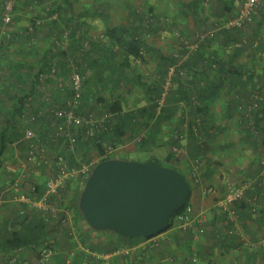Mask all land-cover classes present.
Returning <instances> with one entry per match:
<instances>
[{
  "label": "crops",
  "instance_id": "0c3cea01",
  "mask_svg": "<svg viewBox=\"0 0 264 264\" xmlns=\"http://www.w3.org/2000/svg\"><path fill=\"white\" fill-rule=\"evenodd\" d=\"M34 1L36 6L23 11L29 0H17L13 30L16 28L23 30L30 22L35 21L34 17L38 14L44 15L62 2V0H56L57 2L51 0L55 2L51 4L50 0ZM146 1L150 2L147 4L154 8L158 19L163 21L156 27L158 28L155 31L156 36H150L155 39L153 41L156 47L163 52L166 53L168 50L169 53L180 58L184 55L185 47L198 44L197 48L203 49L204 58L212 59L216 56V60L228 62V55L224 51L241 47L243 52L241 51L237 56L238 65L247 64L251 69L255 67L253 61L255 57L251 55L252 53H256L264 64V0L251 22L241 30L225 29L222 26V21L235 17L240 0H156L155 5L152 0ZM84 4L81 7H84ZM76 5L75 0L74 7ZM80 8H76L77 13L81 12ZM47 21L42 20L41 24H37L32 34L33 47L17 39L0 52V138L4 140L0 156V195L4 199L0 205V264H7L9 254L18 259L36 257L42 247L41 240L46 238L54 240L57 250L52 264H67L68 256L71 260L70 264H166V261L169 264H259L258 258L251 257L250 252L257 250V243L264 240V219L257 217L251 222L242 219L232 225L225 215L217 214L213 210V195L205 193V189L209 186H216L220 190L226 182L254 177V180L258 181V193L264 209V176H261L263 172L262 170L259 172V166L255 161L259 159L260 154H256L253 148L246 144L247 141L242 135L235 130L242 127V118L237 111L238 98L229 97L227 88L215 87L218 85L215 80L216 75L203 66V61H196V58L201 59L199 56L201 52H196L197 55L199 54L197 57L196 54L193 55L191 65L193 68L188 71L189 79L196 89L194 92L193 89L186 92V95L191 97V106L188 107V103L183 98L185 92L178 94V86L174 84L172 90L163 93L156 115L147 122L141 119L137 125H132L125 118L130 116L131 112L144 111L149 107L143 91L135 86V75H128L127 81H122L117 89H112L110 84L111 79L116 81V76L111 78V75H96L93 87L94 91H102L101 94L107 97L113 90L115 95L122 97V118L108 113L109 136L104 140L107 141L106 146L115 149L114 157L131 160L132 158L129 157L131 154L145 151L148 160L156 158L163 165L182 173L190 181L194 175L199 179L198 183L191 181V196L188 202L193 206L196 215L205 216L204 234H199L196 228L182 229L177 233L167 230L161 233L160 246L155 251L149 252L148 249L140 247L143 239L125 241L110 231L95 232L88 227L83 218L78 217L71 200L85 179L80 174L74 176H81L80 181L78 180L79 186L76 185L77 180L73 181V177L60 195L51 198L57 216L49 214L50 216H47L49 224L47 223L42 229L41 219L44 221L49 212L42 211L32 203L14 201L19 193L29 194L31 187L36 184L38 187L45 186L48 178L54 174L51 161L45 164L37 163L34 166L28 163L26 167L31 133L39 130V135L36 136L48 145L51 154L70 155L64 152L60 141L54 144L55 142L48 139V135L55 128L54 123L47 118L44 119L42 114L39 117L34 116L41 104L47 106L48 99L53 101L52 96L55 91L52 88L51 92H46L43 100V94H33L31 89L32 78L38 73V66L49 48V45H45L51 35L48 33H52L56 28L55 26L52 30L53 26ZM39 25L46 26L38 27ZM93 28L100 32L103 26H99L98 21H95ZM197 41L199 42L196 43ZM185 58L186 55L183 56L184 60ZM95 71L87 69V75H93ZM257 72L261 73L260 70ZM63 78L58 79V85L60 82L64 87ZM234 81L240 83L242 79L235 78ZM123 82L127 84L124 85ZM240 85L241 87L236 88L239 91L237 96L248 99L249 93L246 87L243 88L244 83ZM21 97H26V101L29 102V108L27 110L24 108L27 120L13 122L11 116L16 110V100ZM238 105H240L239 101ZM98 107L96 103L90 102L84 106L83 116L90 117L93 114L96 116L94 118L103 116L102 108ZM32 116L35 117L34 121ZM190 126L198 142L188 138V132L185 131ZM99 132L101 131H94L95 136L92 139L101 134ZM175 139L177 144H174ZM3 140L0 139L1 144ZM201 144L205 146V151L200 150ZM171 149L173 154H168ZM262 151L264 152V147ZM94 153L91 161L103 157H100L97 151ZM73 155L78 161L79 152L77 151V154L74 152ZM263 162L264 155L261 163ZM17 176L22 184L19 190L17 189L19 193L16 194L11 182L12 178ZM66 193L69 194H67L68 199ZM61 217H63L61 220L65 221L62 224ZM120 247L132 249L130 259L120 256H111L107 259L93 257L94 253L110 255ZM167 250L171 252L164 255ZM171 259L174 261L171 262Z\"/></svg>",
  "mask_w": 264,
  "mask_h": 264
},
{
  "label": "trees",
  "instance_id": "16d2710c",
  "mask_svg": "<svg viewBox=\"0 0 264 264\" xmlns=\"http://www.w3.org/2000/svg\"><path fill=\"white\" fill-rule=\"evenodd\" d=\"M121 1L123 3V12L121 19L116 22H111L110 15L112 14V9L115 8V4L113 5L109 1H95L94 3L92 1L89 3V6L81 7V12L77 13L76 7H74L75 0H62L63 4L61 2L50 12H47L44 15L38 14L36 16L37 18H40L42 20H48L47 22L53 26L51 27L52 30L55 26V29H57V27L58 29L56 32L53 31L52 33H48L51 34L49 36V48L46 51V54H44L40 65L38 66V73L35 74V78H32L31 82V89L33 90V94H43L44 100L46 92H51V89L53 88V90H55L52 96L53 101L48 99L47 103L50 102L51 104L63 106L66 99L71 96L72 92L65 86L66 83H63L64 87H60L58 85V79L63 77L67 79L66 77L72 72V69L75 68L83 79L81 93L82 100L77 113L79 115H84V106L88 105L90 102H94L97 104V106H99L98 108H102L101 112H103L104 114L109 113L115 115L117 118H122V97L120 95H115V90H113L112 92L110 91L108 97L105 94H101L102 91H94L95 88L93 86L95 84V76L111 75V78L116 76V81L114 82L113 79H111L112 81L110 80V84H112V89H117L119 88V84H121L122 81H127L129 77L128 75H135V86L143 91L146 104H148L149 106L148 108H145L144 111L139 110L136 112H131L130 116H125L129 124L137 125V122H139L141 119H144L147 122L156 115V111L159 108V101L163 99V93L165 92L167 79L170 78L169 75H172L171 80L173 84H176L178 86L177 93L180 94L181 92L184 94L185 92V96H183V98L188 103V107L191 106V97L187 96L186 92L189 89H193L194 92L196 89L194 83L189 79L188 71L189 69L191 70V68H193L191 67L193 63V55H195L196 52H201V55L198 54L199 56H201V59L196 58V61H203V66L207 69L209 68V70H212L214 75H216L215 80L218 82V85H216L215 87H224L225 89L227 88V94L229 95V97H233L234 99L238 98L240 105H238V101L236 100L237 111L240 113L242 118V127L237 128V130L241 132L243 139L247 141L246 144L249 147L253 148L256 154H260L259 159L257 158L255 161L259 166V172L262 170L263 173L261 176L263 177L264 164H262L261 162L264 155V152L262 151L264 147V101L260 102L258 109L252 113V117L254 120L253 132L252 127L248 125V117L245 112V107H247V105L251 102V99L249 97L248 99L239 98L237 96L239 91L236 90V88L241 87L240 83H244V86H247V78L251 80L255 77L256 74L248 66L238 65L236 63L237 56H239L242 51L241 47L233 49L231 51H224L225 54L228 55V62L216 60V56L212 59L204 58L203 49L201 48H197L196 51L190 53V50L185 47L184 54L188 55V57L185 60L183 59V55L181 56L182 58H177L173 53H169L168 50L166 53L163 52L160 48L156 47V43L155 41H153L155 39L152 37L153 35L156 36L155 31L156 29H158L156 27L163 21H161V19H158V15L156 14L154 8L150 4H147L150 2L146 0H140V3L138 4L137 2H135V0L134 2L132 0ZM153 1L155 0L151 1L155 5ZM2 4L3 0H0V14L2 11ZM34 5L35 1L29 0V3L26 5V7L28 6L29 8H31ZM74 9L76 13L74 12ZM55 14H57L56 19H52ZM95 21H100L103 26L102 30L98 34H96V31L93 28V22ZM37 24L38 21H32L22 31L18 33H12V41L4 43L1 50L13 44L17 39L22 40L24 41V43H26V45L33 47L34 41L32 34L37 28ZM40 26L46 25H39L38 27ZM66 32L68 39L66 45H64L63 37ZM151 35L152 37H150ZM176 36H178L177 33ZM97 54H99L98 58ZM198 55L196 54V57ZM251 55L255 57V59L253 60L255 64L260 63V60L258 59L256 53H252ZM196 65L197 63H195V66ZM87 69L96 71L93 75L88 76ZM260 71V76L262 78L261 82L264 85V66L260 68ZM235 78H241L242 81L240 83H235ZM123 83L124 85L127 84L126 82ZM165 97H167V95ZM193 97L195 98V96ZM40 106L41 107H39V110L34 113L36 114L34 116L39 117L42 114V117H44V119L47 118L49 121H52L55 126L58 121L55 118L51 117L46 109H42L46 108L45 105L41 104ZM238 106L240 108H238ZM24 108L26 110L29 108V102L26 101V97H21L16 100V110L11 116V120L13 122L18 120L24 122V119L27 120V115H24V112L26 113V110H24ZM8 123H10V121ZM185 132H188V138H191L192 140L198 142L192 132L191 126L188 127ZM99 133L101 134H98L96 138L92 139L95 136L94 134L92 137H90L91 139L87 138L85 140L83 134L79 131L76 151L79 152L80 158L78 159V161H76L75 155L71 153H69V156H66V159L68 160L71 168H80L81 164L89 161L94 156V152L96 151L100 157L103 156L99 159V162L105 159L104 152L109 146H106L107 141L104 140L107 138V136H109V134L107 131H101ZM174 133H176V131ZM180 135L182 137V134L179 133V136ZM0 139L3 140L2 137ZM174 141L173 143L177 144V140L175 139ZM103 142L105 145H103ZM2 143L3 144L0 143V156L2 154V145L4 146V140L2 141ZM59 143H61V141ZM90 144L92 145L91 147ZM199 146L200 150L205 151V146H203L202 144ZM199 157L200 155H198L197 158ZM112 158L117 157L113 156ZM152 160H155L160 165L164 166L163 163H161L156 158H152ZM35 162L36 163H33V166L37 163L41 164L40 162ZM25 163H27V155ZM27 175L29 174L27 173ZM18 178V176L12 178L11 182L12 187H14V182L16 181V179L19 182V186L15 188L16 190H14L16 194L19 193L18 190L22 184V182L20 183V179ZM21 179L23 181H27V179ZM185 179L188 181L190 186L191 181L195 183L193 177H191V181L186 177ZM249 179L254 180L255 178H241L239 179V181H245ZM85 180L86 179L83 180L82 186H84ZM255 183L258 198L256 203V211L254 212L252 210V207H250V205L246 201L235 202L233 208L236 215V221H229L226 218L232 225L234 223L237 224L239 221H242V219L250 222L257 217L264 219V209L261 205L260 194L258 193V181L256 180ZM226 185L227 182L221 187L220 190L216 186H209L216 191V195H213L212 198L213 205L217 200L221 199L225 195ZM35 186L38 196L40 197L44 192V185L38 187V184H36ZM82 188L83 187H80L75 192V194H73V200L76 201V203H73V205L75 207L76 214L81 219L82 216L78 210V199ZM29 194H31V191ZM67 194L68 193L65 194L66 198H68ZM209 195L212 196V194ZM213 210L217 214L226 216L225 212H222L217 208H214ZM47 216L50 215L47 214L45 217ZM62 218L63 217H61L60 220ZM172 219L173 216L171 217V221ZM46 226L47 223L45 222V219L44 221L43 219H41V229L42 227ZM250 254L254 259L258 258L260 263L264 262L263 246H258L257 250H253L252 252H250Z\"/></svg>",
  "mask_w": 264,
  "mask_h": 264
},
{
  "label": "built area",
  "instance_id": "2783aa9c",
  "mask_svg": "<svg viewBox=\"0 0 264 264\" xmlns=\"http://www.w3.org/2000/svg\"><path fill=\"white\" fill-rule=\"evenodd\" d=\"M16 0H3L2 11L0 14V52L4 43L12 41V33L9 30V26L13 19V11ZM262 0H242L241 7L237 12L236 16L232 19L222 21V26L225 29H243L252 20L253 15L262 5ZM53 18H55L53 16ZM197 49V45H193L191 50L194 52ZM82 76L77 71H73L70 75L66 87L72 92L71 96L68 97L63 106L47 103L46 111L49 115L55 118L58 122L52 133L48 135V139L51 142L61 141L63 144L64 152L74 154L77 148V141L79 137V131L83 134L84 138H88L93 135L94 131H107V122L109 120V114H104L99 118L86 117L77 113L81 104V93H82ZM59 86L62 84L59 82ZM251 102L245 107V112L248 117V125L254 130V120L252 113L255 112L259 103L264 101V91L256 92L251 97ZM240 108V107H239ZM35 117L32 116V121ZM254 132V131H253ZM60 144V146L62 145ZM115 149L108 147L106 149L104 158L107 159L113 156ZM27 163L29 164L37 162L48 163L54 169V174L48 178L44 186V192L39 197L36 186H32L30 191L31 194L26 195L19 193L16 195L14 201L17 202H28L32 203L35 207L41 209L44 212H49L50 215H55V208L51 204V198H54L66 188L68 181L76 176L77 174L83 175L84 178L90 174L93 167L99 162V160H92L87 164H81L80 168H71L65 155L49 152L48 145L43 143L42 140L31 133L29 135V144L27 147ZM48 156H50L48 158ZM112 158V157H111ZM264 164V162H263ZM25 168V167H23ZM195 183L199 182V179L194 175ZM256 180H245V181H229L226 185L225 195L217 200L213 207L218 210L225 212L226 217L229 221H236V215L234 212V203L237 201H246L252 210L256 211L257 203V188ZM19 186V182H14V188ZM205 193L216 195V191L212 187L205 189ZM60 201V200H59ZM4 202V199L0 195V205ZM57 215H55L56 217ZM45 222L49 224V217H45ZM61 220V224L64 223ZM206 218L203 214L196 215L193 206L190 203L179 211L173 214V219L170 224V231L182 230V229H193L196 228L199 234H204L206 231L205 227ZM162 234H156L151 238L143 239L140 247L143 249H156L160 246ZM42 247L38 254L34 258L30 259H18L12 254L8 255L7 264H52L53 259L56 255V246L52 238H46L41 240ZM257 246L264 247V240H260ZM132 249L123 247L118 248L110 255H99L93 254L96 259H107L111 256H129ZM72 255V254H71ZM195 261V258H193ZM67 264L71 263L70 257L68 256Z\"/></svg>",
  "mask_w": 264,
  "mask_h": 264
},
{
  "label": "water",
  "instance_id": "95a60500",
  "mask_svg": "<svg viewBox=\"0 0 264 264\" xmlns=\"http://www.w3.org/2000/svg\"><path fill=\"white\" fill-rule=\"evenodd\" d=\"M190 191L182 173L155 160L108 158L86 177L78 210L95 232L148 239L169 230L171 217L186 205Z\"/></svg>",
  "mask_w": 264,
  "mask_h": 264
},
{
  "label": "rangeland",
  "instance_id": "374dc122",
  "mask_svg": "<svg viewBox=\"0 0 264 264\" xmlns=\"http://www.w3.org/2000/svg\"><path fill=\"white\" fill-rule=\"evenodd\" d=\"M51 1V0H50ZM77 1V5L75 6L76 8H80L82 5H83V3H85L84 4V6H89L90 4V2H92L93 1V3L95 2V1H99V2H102V1H109V2H111L113 5L115 4V8H113L112 10V14L110 15V18H111V22H116V21H119L120 19H121V16H122V12H123V8H122V1L121 0H76ZM133 2H134V0H132ZM55 2H57L56 0H55ZM55 2H52L51 1V4H54ZM135 2H137L138 4L140 3V0H135ZM154 3H156V0L155 1H153ZM240 4H239V6H238V10H237V12L239 11V9H240V7H241V3H242V0H240V2H239ZM16 6H17V0H16V5H15V8H16ZM34 6H36V4L34 5ZM33 6V7H34ZM27 9H31V8H29L28 6L27 7H25L24 9H23V11L24 10H27ZM15 13H16V9H14V11H13V19H12V22H11V24H10V26H9V30L11 31V33H18V31H22L21 29H18V28H16V29H12V25L15 23V21H14V17L16 16L15 15ZM29 16V15H28ZM236 16V15H235ZM30 17V16H29ZM54 17L55 18H53L52 17V19H56V17H57V14H55L54 15ZM35 18V20H36V22L38 21V24H41L42 23V19H40V18H37V17H34ZM59 18V17H58ZM234 18V17H233ZM108 19H109V17H108ZM230 19H232V18H230ZM14 22V23H13ZM98 25L100 26V25H102L101 24V22L100 21H98ZM57 29H58V27H57ZM57 29H55L54 30V32H56L57 31ZM100 31V30H99ZM99 32L98 31H96V34H98ZM200 37V36H199ZM199 37H198V39H199ZM67 39H68V37H67V33H65L64 34V37H63V43H64V45H66V43H67ZM197 39V40H198ZM49 43H50V40H46V42H45V45H49ZM195 43V42H194ZM196 43H198V41L196 42ZM193 45H196V44H192L188 49L190 50V53H192L193 51L191 50V47H193ZM185 55V54H184ZM183 55V56H184ZM188 57V55H186V58ZM185 58V59H186ZM248 61V60H247ZM244 65H246L247 66V64H244ZM264 66V64L263 63H261V61H260V63H257V64H255V67H253L251 70L256 74L255 75V77L253 78V79H251V80H249L248 78H247V80H248V82H247V86H243V88H245L246 87V91L249 93L248 94V97L250 98L254 93H256V92H260V91H262V89H263V91H264V85L262 84V82H261V76H260V73H256V71L258 70H260V68L261 67H263ZM73 71H76V69L74 68V69H72V72ZM72 72L69 74V77H66L67 79H65V78H63V82L64 83H68V81H69V79H70V75L72 74ZM171 76L172 75H169V79H167V82H166V85H165V92H169L170 90H172L173 89V87H174V84H173V82H172V80H171ZM260 79V80H259ZM173 84V85H172ZM40 94V93H39ZM41 96V95H40ZM86 112H87V110H86ZM91 112V111H90ZM89 113V112H88ZM238 116H240V115H238ZM90 117H96L94 114L93 115H91ZM41 130V129H40ZM235 130L239 133V134H241V132H239L236 128H235ZM33 134L34 135H39V130L38 131H36V132H33ZM41 134V133H40ZM86 140V139H85ZM162 152H163V150H161ZM76 154H77V151L75 152ZM168 154H173L172 153V149L170 150V152L168 153ZM130 158H132L131 160H134V161H138V162H146L148 159V155H147V152H145V151H143V152H140V153H138V154H131L130 156H129ZM80 158V157H79ZM91 158V157H90ZM119 158V157H118ZM93 160V159H92ZM91 161V159L89 160V161H87V162H85L84 164H87V163H89ZM83 164V163H82ZM165 167H168V166H166V165H164ZM80 179H81V176H78V177H74L73 178V181L74 180H77V183H76V185L77 186H79L78 185V180L80 181ZM81 182H82V180H81ZM240 182H242V181H240ZM80 184V183H79ZM81 185H83V183H81ZM81 187H83V186H81ZM68 199V198H67ZM69 199H71V198H69ZM72 201H73V203H76V201L75 200H73V199H71ZM190 200V199H189ZM208 205V204H207ZM177 231H179V230H175V231H173V232H175V233H177ZM175 235V234H174ZM120 237V236H119ZM120 239H123V240H125V241H133V240H136L137 238H133V239H129V238H120ZM187 243H188V245H190V243L187 241ZM121 248V247H120ZM157 249V248H156ZM156 249H148L149 250V252H152V251H155ZM169 252H171L170 250H167V251H165V253H164V255H166V254H168ZM121 258H123V257H126V258H128V259H130V257L129 256H120ZM163 258H164V256H162ZM173 257V256H172ZM172 261H174V259H171V262ZM166 264H169V262H165ZM259 264H264V262L262 263H259Z\"/></svg>",
  "mask_w": 264,
  "mask_h": 264
}]
</instances>
